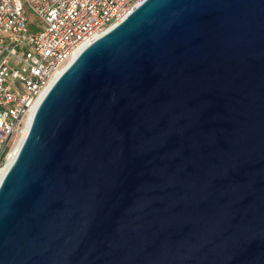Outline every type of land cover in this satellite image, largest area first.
I'll return each mask as SVG.
<instances>
[{"label": "water", "instance_id": "1", "mask_svg": "<svg viewBox=\"0 0 264 264\" xmlns=\"http://www.w3.org/2000/svg\"><path fill=\"white\" fill-rule=\"evenodd\" d=\"M0 264H264V0H143L88 44L0 180Z\"/></svg>", "mask_w": 264, "mask_h": 264}, {"label": "built area", "instance_id": "2", "mask_svg": "<svg viewBox=\"0 0 264 264\" xmlns=\"http://www.w3.org/2000/svg\"><path fill=\"white\" fill-rule=\"evenodd\" d=\"M142 1L0 0V175L39 97ZM30 12L41 22L39 31L27 26Z\"/></svg>", "mask_w": 264, "mask_h": 264}, {"label": "bare ground", "instance_id": "3", "mask_svg": "<svg viewBox=\"0 0 264 264\" xmlns=\"http://www.w3.org/2000/svg\"><path fill=\"white\" fill-rule=\"evenodd\" d=\"M42 97L43 96L39 97V99L36 102L35 107L38 105V103H39V101L41 100ZM33 114H34V110L30 113V115L27 118L26 123H25L24 127L22 128V130L17 132L16 135L14 136L15 142H14V145H13L12 149L9 152V159H8L6 165L1 169L0 180H1L2 176L4 175V173L6 172L7 168L12 163V161L14 160V158H15V156L17 154L18 149H19L24 137L27 134V131H28V128H29V124H30V121L32 119Z\"/></svg>", "mask_w": 264, "mask_h": 264}, {"label": "rangeland", "instance_id": "4", "mask_svg": "<svg viewBox=\"0 0 264 264\" xmlns=\"http://www.w3.org/2000/svg\"><path fill=\"white\" fill-rule=\"evenodd\" d=\"M40 20L32 13H28L27 26L30 27L33 31H39L41 28Z\"/></svg>", "mask_w": 264, "mask_h": 264}]
</instances>
